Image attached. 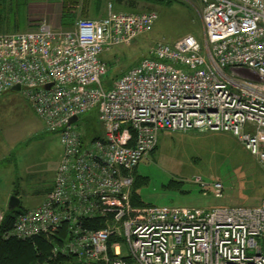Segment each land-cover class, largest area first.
<instances>
[{
    "label": "built area",
    "instance_id": "built-area-1",
    "mask_svg": "<svg viewBox=\"0 0 264 264\" xmlns=\"http://www.w3.org/2000/svg\"><path fill=\"white\" fill-rule=\"evenodd\" d=\"M200 1L201 39L156 44L111 87L102 54L150 32L156 11L109 3L70 29L42 20L0 34V94L19 85L64 148L44 202L20 211L9 235L45 237L53 256L81 264H264V196L211 209L130 201L133 171L161 132L232 133L264 167V0ZM93 109L102 133L84 136L78 122ZM213 189L222 196L220 182Z\"/></svg>",
    "mask_w": 264,
    "mask_h": 264
},
{
    "label": "rangeland",
    "instance_id": "rangeland-1",
    "mask_svg": "<svg viewBox=\"0 0 264 264\" xmlns=\"http://www.w3.org/2000/svg\"><path fill=\"white\" fill-rule=\"evenodd\" d=\"M128 2L6 0L0 3V8H3L0 34L23 32L42 20L61 27L63 9L72 12L77 20L106 15L109 3L115 10H128ZM134 9L154 10L158 19L150 32L102 54V60L108 66L103 82L106 85L110 83L109 87L118 75L144 57H153L149 51L156 44H172L186 34L199 39L203 37L200 0H144L135 2ZM225 71L231 74L228 68ZM241 75L251 76L243 71ZM241 77L235 75L236 79ZM82 122L88 135L95 131L102 133L97 109L82 116L78 123ZM63 151L59 133L46 131L43 121L21 92L0 94V223L9 210L6 209L9 199L3 198L6 190L16 188L14 192L20 200L16 207L18 211L35 206L41 193L53 184ZM133 177L130 201L135 204L138 193L146 206L255 207L264 196L262 163L245 149L237 137L224 131L161 132L156 146L134 169ZM215 182L223 185L221 197L214 195Z\"/></svg>",
    "mask_w": 264,
    "mask_h": 264
},
{
    "label": "trees",
    "instance_id": "trees-1",
    "mask_svg": "<svg viewBox=\"0 0 264 264\" xmlns=\"http://www.w3.org/2000/svg\"><path fill=\"white\" fill-rule=\"evenodd\" d=\"M5 1L6 0H0V3L3 4ZM122 1L123 0H119V4H121ZM137 1H144V0H129L128 2L129 5H127L129 6L128 10L124 11L117 9L116 11L129 12V13L141 12L134 9L135 2ZM145 1H149V0H145ZM150 1L159 2V0H150ZM130 9H134V10H130ZM66 10L67 9L65 10L63 9L61 15V27L64 29H70L74 26L76 20L74 19V14ZM2 11L3 8H0V19L2 17L1 16ZM120 75H118L117 77H119ZM107 85L109 86L110 83L108 84L107 82ZM87 135L88 134L84 132V136ZM137 198L138 199H136L135 204L132 203V205L137 207L146 206L143 205V201L139 197L138 193H137ZM18 213H20V211H18L16 208L11 210L9 209L7 213L4 215L2 222L0 223V264H81L73 256H62V255L53 256L51 254V247L53 246V242L45 237L41 236V237H34V238L22 240L11 235L6 236L5 234L11 231L14 223V219Z\"/></svg>",
    "mask_w": 264,
    "mask_h": 264
},
{
    "label": "crops",
    "instance_id": "crops-1",
    "mask_svg": "<svg viewBox=\"0 0 264 264\" xmlns=\"http://www.w3.org/2000/svg\"><path fill=\"white\" fill-rule=\"evenodd\" d=\"M107 14V13H106ZM105 16V15H104ZM99 17H103V16H99ZM94 18H96V17H94ZM49 22V21H48ZM52 24V23H51ZM53 25V24H52ZM54 26V25H53ZM56 27V26H55ZM101 59H102V56H101ZM61 160V159H60ZM60 163V162H59ZM54 181V180H53ZM1 185H2V183H0V190H1ZM16 186V185H15ZM52 186H53V184L51 185V187L48 189H46L43 193H41V197H40V199L37 201V203L35 204V206H33V207H31V208H35V207H37V206H39V205H41L43 202H44V200H45V198H46V195L48 194V192L52 189ZM16 190V188H9V190H6V192L4 193V197L3 198H6L7 200L8 199H10V197L11 196H13V195H16L15 194V191ZM17 197L19 196V195H16ZM8 202H9V200H8ZM20 204V203H19ZM6 209H8V204L6 205ZM30 209V208H29Z\"/></svg>",
    "mask_w": 264,
    "mask_h": 264
},
{
    "label": "water",
    "instance_id": "water-1",
    "mask_svg": "<svg viewBox=\"0 0 264 264\" xmlns=\"http://www.w3.org/2000/svg\"><path fill=\"white\" fill-rule=\"evenodd\" d=\"M13 91H19L20 87L19 85H16L12 89ZM76 117H73L71 121H75ZM20 200L16 195H13L10 197L9 202H8V209H15L17 206H19Z\"/></svg>",
    "mask_w": 264,
    "mask_h": 264
},
{
    "label": "bare ground",
    "instance_id": "bare-ground-1",
    "mask_svg": "<svg viewBox=\"0 0 264 264\" xmlns=\"http://www.w3.org/2000/svg\"><path fill=\"white\" fill-rule=\"evenodd\" d=\"M171 44V43H170Z\"/></svg>",
    "mask_w": 264,
    "mask_h": 264
}]
</instances>
